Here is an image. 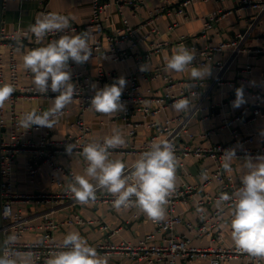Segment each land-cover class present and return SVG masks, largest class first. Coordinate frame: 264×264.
I'll return each instance as SVG.
<instances>
[{"label": "built area", "instance_id": "obj_1", "mask_svg": "<svg viewBox=\"0 0 264 264\" xmlns=\"http://www.w3.org/2000/svg\"><path fill=\"white\" fill-rule=\"evenodd\" d=\"M41 4H46L49 0H37ZM113 0H94L93 15L91 20L84 24L70 25L65 30L67 34H79L85 30H90L92 37L96 34L105 32L104 18L109 7L112 5ZM196 0H182L178 13H183L185 9L192 5ZM127 4H134L136 0H128ZM262 7L264 12V0H243L242 7ZM166 11V5H162L154 9L148 20V23H156V21ZM51 13L49 10L44 9L43 14ZM227 13L218 11V13L209 15L204 22L203 36L208 35V32L220 18L224 17ZM252 26H250L251 28ZM138 27L133 26L125 17L123 19V27L111 33L104 34L103 38L100 37L95 41L89 42L93 53L90 59L111 57L116 61H126L133 55V51L137 49L145 40L151 41L153 33L158 34L160 31L158 27L153 29L152 32L146 34L144 37L138 35ZM249 31V29L247 30ZM65 33H50L45 38V43L58 39L60 35ZM248 32L244 34H237L234 38L224 39L219 44H209L199 53L202 60L196 59L193 65H206L207 61L213 60L214 55L224 53L228 49L231 50V60H217L214 62L216 74L212 77L213 86H221L229 84L230 91L226 93L223 100L218 105L212 104L211 107H206L199 101L195 107L192 108L190 113H179L173 117H167L163 121H152L149 124L145 120H139L138 116L147 118L149 116H156L161 111L166 110L172 106L177 100L201 95L200 88L205 84V81H195L194 87H189L192 81H182L183 87L181 91L177 92L176 88L180 84L176 78L166 73L164 70L166 66H156L154 68L155 77H163L165 81V88L162 92L155 91L154 95H145L141 91V86L138 77L130 75L124 77L126 86L121 96V101L125 104V110L121 113L126 125L130 130V134H136L137 130L143 125L147 127L150 134L148 140L141 145L132 143H125L124 146L111 149V156L115 153L123 155H138L146 150H149L151 143L167 140L174 145L175 155L178 160V166L181 168L184 165V159L189 156L200 158H210L214 163V168L204 167L199 174L200 180L198 183H193L190 180H185L182 184L176 186L174 191L168 197L167 216L160 221H155L158 231L167 233L166 242L161 244L150 243L153 234L147 235L139 243L134 244L130 241H122L115 243L111 240V236L118 232L119 229L111 227L109 223L103 219L86 221L82 217L76 221L78 224H99V227L107 234V242L88 243L89 246L96 249L100 257L124 255L139 261H146L148 263L157 264H201L196 262L199 257H210L209 264H227L231 261H240L241 264H264V257H253L247 253L240 252L236 249L235 245H220L213 246L216 242H225L226 234L225 227L230 224V215L228 210L231 209L233 200L222 201L221 197L224 194L234 197L235 192L242 186L241 179L235 173L234 160L246 158L251 156L255 158L258 155H264V130L256 133H245L240 127V123H248L255 121L258 117H264V93L261 83L258 84L253 92L254 101L250 107H246L240 112H230L227 107L232 105L235 99V90L238 87H244L248 82L246 77H239V81H231L226 79L230 62L235 60L242 52L250 51L254 54H263V48L247 49L244 42ZM187 37H180L177 41L178 45L185 46L191 49ZM1 43L8 45L11 49L10 60V83L15 88L9 101L12 105L21 98H33L38 96H45L47 99H55L58 93H53L49 89L46 94L39 93L34 85H22L20 82L19 63L14 54L16 50H20L25 46L29 49L39 47L41 45L36 43L34 34L30 31H23L13 34H2ZM162 44L152 41L151 48L139 56L141 61H151L155 52L161 49ZM73 65L69 64L71 71V80H76V93L72 100L79 102V114L77 119L72 123V129H78V132H70L66 138L57 140L53 139L49 132L41 133L37 140H26V131L22 128L19 121H13L9 131V137L2 138L1 142V178H2V217L4 234V247L3 255L9 256L15 253L30 254L33 257V264H47V260L52 255L59 251L66 250L63 247V242H57L53 237V230L62 225H70L74 223L73 220H68L63 223H58L54 220L53 215L55 212L82 205L76 202L73 195L68 191L61 193L56 192H43L36 194H19L13 191V170L14 163L17 155L22 152L31 153V159L27 164V172L31 179H34L39 171L42 169L43 164H49L53 172H62L68 174L64 165L59 163L60 156L69 155L67 146L74 145L72 154H79L82 152L83 147L94 142L90 139L91 128L84 119L83 114L92 109L90 107V100L94 96V89L91 84L94 80L100 83L99 88L104 87V80L110 76L114 82L118 76L115 72L108 73L103 67H100L97 76L93 79L89 75H83L72 70ZM253 70L252 65H247L241 69V73L250 74ZM31 72L28 71V74ZM152 103L156 105L153 106ZM218 108L219 115L222 117L221 124L218 127L212 128L205 132L196 134L191 131L192 121L199 115H204V112L209 109L211 113L213 109ZM64 113V111H62ZM40 115V114H38ZM209 117V116H208ZM1 123V120H0ZM32 128L40 129L39 125H32ZM229 131L232 138L230 141L213 142L209 146H201L194 144L193 141L196 137L200 136L202 139H211L215 134ZM259 139L263 143L260 147H253L252 144ZM101 141L102 140H95ZM229 148L236 150V157L231 161V171L223 168V155L224 151ZM87 165V163H86ZM132 165V164H131ZM131 165H127L126 172L130 170ZM247 174V173H246ZM74 179V173H69ZM238 182V184H237ZM52 183L60 185V181L52 175ZM218 185L216 191L213 192V187ZM196 198L195 211L197 219L186 220L178 211L177 207L180 202L189 203L191 198ZM113 197L104 191L97 192V199L93 204H113ZM34 200L38 203L52 204L51 208L42 214L45 219V236L42 242L20 243L17 238L23 232L31 228L30 219L23 216L20 212H15L13 204L17 201H31ZM56 204V205H55ZM216 204V205H214ZM133 208V207H130ZM5 209H9L5 213ZM137 216V215H136ZM178 224H184L189 232H197L198 237H208L211 241L209 247H195L193 239L186 233H180L176 230ZM231 230V229H230ZM15 236L14 242L9 243L8 237ZM181 260V263H179Z\"/></svg>", "mask_w": 264, "mask_h": 264}, {"label": "crops", "instance_id": "obj_2", "mask_svg": "<svg viewBox=\"0 0 264 264\" xmlns=\"http://www.w3.org/2000/svg\"><path fill=\"white\" fill-rule=\"evenodd\" d=\"M128 0H113L105 14L104 27L105 32L94 35L89 42L104 36L106 33H111L123 27V19L126 17L129 22L138 27V35L144 37L158 27L159 33H153L150 41L145 40L141 45L135 49L133 55L126 61H116L111 57L93 58L89 59L83 64H76L69 61L73 65L74 72L83 75H89L93 79L98 74L100 67H103L108 73L115 72L118 76L128 77L135 75L138 77L141 91L145 95H154L155 91L162 92L165 88V81L163 77L154 76V68L156 66H166V58H170L175 49L179 46L177 41L180 37H187L191 45V49L196 51V59L202 60L199 53L209 44H219L224 39L234 38L237 34H244L248 32L245 39V48H263L264 49V12L262 7L246 6L242 7L243 0H196L192 5L188 6L183 13H178L180 3L182 0H136L134 4H127ZM94 0H49L46 4H41L37 0H5L2 18V34H13L23 31H29L30 25L35 22V19L43 14V10L47 9L51 13H57L69 17L70 25L83 26L88 23L93 15ZM166 5V11L160 16L156 23H148L151 12L159 6ZM218 11L226 12L227 14L220 18L215 23L213 28L208 32V35L203 36L204 22L209 15L218 13ZM250 26H252L250 28ZM249 29V31H247ZM74 35V33H69ZM152 41L162 44L161 49L154 53L151 61H141L140 55L146 53L152 46ZM45 40L43 41V44ZM41 45V44H39ZM42 46V45H41ZM30 50L28 46L15 51V58L19 63L20 82L22 85H34L32 74L24 70L22 56ZM231 50L224 53L214 55L213 60L207 61L206 65H195L196 67L211 66L212 75L206 78L205 84L200 88L201 95L191 97L192 108L196 106L199 101L206 107H211L212 104L218 105L226 93L231 89L229 84L221 86H213L212 77L216 74L214 62L217 60H231ZM10 60L11 49L8 45L1 43L0 45V85L10 83ZM144 65L146 70L141 71V66ZM247 65H252L253 70L250 74L241 73V69ZM191 67L184 73H174L164 70L171 76L179 80L176 91L179 92L183 87V82L191 81L189 77ZM239 77H246L248 82L244 84V96L246 103L239 108H234L229 105L227 109L234 113L240 112L246 107H250L253 99V92L258 84L261 83L264 93V53L254 54L250 51L242 52L235 60L230 62L226 79L231 81H239ZM76 85V80H71ZM240 82V81H239ZM113 83L111 77L104 80V86ZM100 87V83L94 80L91 84ZM93 88V87H92ZM54 99H47L45 96H38L33 98H21L12 105L11 101H6L3 107H0V126L6 131L2 132V138L9 137L13 121H21L23 117L30 112L43 114L48 111L53 105ZM264 104V100H263ZM155 106V103H152ZM62 111L57 118V123L54 128L40 126V129L22 128L26 131V140H37L41 133L49 132L53 139L61 140L67 137L70 132H78V129H72V123L77 119L79 114V102L72 100ZM122 112L114 113L112 115L100 114L93 109L87 110L83 116L87 124L91 128L90 139L103 140L105 136L112 134L114 127H119L125 137L126 143L141 145L148 140L149 130L146 125L140 127L136 134L131 135L128 126L124 119L120 116ZM181 112L174 110L172 106L166 110L161 111L156 116H149L142 118L139 114V120H145L146 124L152 121H163L167 117H173ZM205 116H197L191 124V131L196 134L205 132L212 128L218 127L221 124L222 117L219 115L218 108L213 109V112L207 109L204 112ZM209 116V117H208ZM242 131L245 133H256L264 130V117H258L255 121L248 123H240ZM232 138L229 131H222L215 134L211 139H202L200 136L193 141L194 144L201 146H209L213 142H228ZM263 143L257 138L252 144L253 147H260ZM138 155H123L114 154L111 159H121L126 165H131ZM31 159V153L22 152L17 155L13 170V191L19 194H36L43 192L61 193L68 190V184L72 183L74 179L69 173L75 175H83L84 169L87 167L83 157L79 154H72L67 156H60L59 163L64 165L68 174L62 172H53L49 164H43L34 179H31L27 172V164ZM204 167L214 168V163L210 158H200L189 156L184 159V165L180 168L177 165L176 182L178 186L183 181L190 180L193 183H198L200 180L199 174ZM234 170L239 176H244L248 169L245 167V158L234 160ZM60 181V185L52 183V175ZM238 184V182H237ZM218 185L213 187V192L216 191ZM196 198H191L189 203L180 202L177 211L184 216L186 220L197 219L195 204ZM56 205V204H55ZM216 205V204H214ZM52 204L38 203L31 201H17L13 204L15 212H20L23 216L30 219L31 228L22 233L17 241L20 243L42 242L45 236V219L42 214L51 208ZM230 213V209L228 210ZM137 215V216H136ZM167 216V208L166 214ZM82 217L86 221L103 219L118 232L111 236V240L115 243L122 241H130L134 244L139 243L147 235L153 234L150 243L161 244L166 242L167 233L158 231L155 221L150 219L145 213L138 208H128L116 210L113 204H93V205H76L61 209L54 213L53 218L58 223H63L68 220H73L74 223L53 230L54 240L63 242L65 236L69 232L78 231L82 238L87 243L107 242V234L99 227V224H78L76 221ZM176 230L180 233H186L193 239L195 247H209L212 243L208 237H198L197 232H189L184 224H178ZM226 240L225 242H216L213 246L231 245V230L230 224L225 227ZM22 257L30 259V264H33V257L30 254H20ZM108 264H157L148 263L146 261H139L124 255L105 256ZM196 262L201 264H209L210 257H199ZM181 263V260H179ZM227 264H241L240 261H231Z\"/></svg>", "mask_w": 264, "mask_h": 264}, {"label": "clouds", "instance_id": "obj_3", "mask_svg": "<svg viewBox=\"0 0 264 264\" xmlns=\"http://www.w3.org/2000/svg\"><path fill=\"white\" fill-rule=\"evenodd\" d=\"M70 26L69 17L57 14H41L30 25L29 31L34 34L36 43L42 46L27 50L22 56L23 68L30 71L33 84L39 93L46 94L49 89L58 95L53 100L52 107L38 115L27 113L20 124L29 129L32 125L54 128L62 110L72 102L76 87L71 82L69 61L76 64L87 62L93 50L89 44L92 38L90 30L70 35L65 32ZM50 33H65L47 44L43 41ZM196 58V51L185 46H179L166 58V70L174 73H184ZM141 71H145L144 65ZM212 75L211 66H192L189 77L195 86V81H203ZM126 86L124 77L117 78L111 85L98 88L95 84L94 96L90 107L97 113L112 115L123 112L125 104L121 101ZM15 88L11 84L0 85V107L8 101ZM246 103L243 87L235 90L234 108ZM172 107L177 112L192 111L191 98L177 100ZM125 137L119 127L112 129V134L101 141L86 144L80 155L87 163L83 175H76L74 181L68 184V191L76 202L82 205L94 203L97 192L104 191L111 195L113 207L116 210L135 207L145 213L153 221L165 218L168 197L175 189L176 169L178 160L174 145L167 140L151 143L149 150L140 154L138 159L126 172L127 165L121 159H111V149L124 146ZM74 145L67 146V152L72 155ZM237 158L236 150L229 148L224 151L223 168L231 171V161ZM248 169L241 179L242 186L235 196L222 195V201L233 200L230 209L231 240L236 249L253 257H264V155L255 158H245ZM5 213L10 210L5 209ZM15 236H9L12 243ZM64 251L56 252L47 260V264H108L106 257H100L95 248L88 245L78 231L69 232L63 240ZM0 264H30V259L19 253L9 256L0 255Z\"/></svg>", "mask_w": 264, "mask_h": 264}, {"label": "water", "instance_id": "obj_4", "mask_svg": "<svg viewBox=\"0 0 264 264\" xmlns=\"http://www.w3.org/2000/svg\"><path fill=\"white\" fill-rule=\"evenodd\" d=\"M4 2L5 0H0V45H1V32H2V18H3V9H4ZM6 129L1 128L0 126V255H3V247H4V234L2 232L3 228V217H2V178H1V142H2V132H5Z\"/></svg>", "mask_w": 264, "mask_h": 264}]
</instances>
